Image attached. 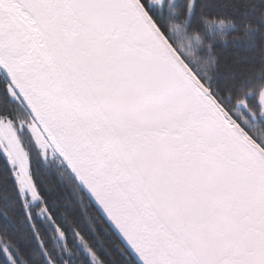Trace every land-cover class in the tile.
Instances as JSON below:
<instances>
[{
	"label": "snow or ice",
	"instance_id": "snow-or-ice-1",
	"mask_svg": "<svg viewBox=\"0 0 264 264\" xmlns=\"http://www.w3.org/2000/svg\"><path fill=\"white\" fill-rule=\"evenodd\" d=\"M0 264H264V0H0Z\"/></svg>",
	"mask_w": 264,
	"mask_h": 264
}]
</instances>
